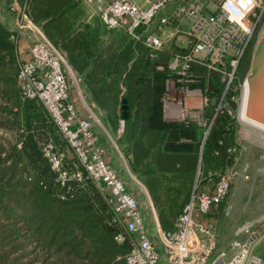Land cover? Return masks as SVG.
I'll list each match as a JSON object with an SVG mask.
<instances>
[{
    "label": "trees",
    "instance_id": "16d2710c",
    "mask_svg": "<svg viewBox=\"0 0 264 264\" xmlns=\"http://www.w3.org/2000/svg\"><path fill=\"white\" fill-rule=\"evenodd\" d=\"M17 1L64 51L111 128L118 127L116 107L124 99L126 116L118 140L130 170L146 186L161 228L172 229L195 176L204 182L209 171L215 177L230 165L233 116L214 110L222 88L216 72L193 66L211 100L204 109L211 122L202 138L190 118L163 115L165 79L174 76L168 55L150 51L121 30L123 34L104 39L88 23L73 28L68 10L75 0ZM12 33L0 22V125L11 128L15 136V141L3 139L0 148V262L126 264L129 244L115 241L120 226L94 182L83 170L79 178L71 176L79 167L73 155L63 153L54 168L43 154L47 140L60 145L64 139L35 99L19 95ZM245 63L244 57L243 68ZM198 167L205 170L199 174ZM60 169L69 176L60 179ZM225 197L217 204L221 217ZM11 250L17 252L9 258Z\"/></svg>",
    "mask_w": 264,
    "mask_h": 264
},
{
    "label": "built area",
    "instance_id": "2783aa9c",
    "mask_svg": "<svg viewBox=\"0 0 264 264\" xmlns=\"http://www.w3.org/2000/svg\"><path fill=\"white\" fill-rule=\"evenodd\" d=\"M80 1L87 7L88 15L97 17L105 28L121 30L150 51H167L163 49L165 32L181 34L180 48L167 51V66L174 76L165 79V85L173 89L166 97L176 98L186 117L196 118L202 125L208 123L209 128L211 120L202 117V106L207 104L208 96L202 87L192 85L197 80L193 66L202 67L216 72L222 84L214 110L223 109L238 117L242 78L238 79L236 69L251 44L264 0H251V3L248 0H144L146 5L137 0ZM166 5L168 12L160 15L156 24L152 23L153 30L150 27L153 15ZM11 31L15 44L21 36L28 42L27 57L21 58L15 48L19 95L35 99L44 108L79 166L71 176L79 178L83 170L109 205L120 226L115 241L129 244L124 255L126 264H206L216 241L215 220L210 210L225 197L236 175L247 177L244 170L231 165L215 177L209 172L204 182L195 176L172 229L161 228L146 196L143 201L151 212L154 231L151 232L140 211L141 200L104 160V149L97 144L79 78L73 74L64 51L43 34L40 24L32 20L24 7L16 13ZM83 107L88 112L84 113ZM51 146L47 140L44 154L51 166L58 168L63 152H51ZM58 176L64 179L69 175L60 169ZM249 234L232 247L231 254L224 257L226 260L222 255L217 259L225 264H261V259L250 253L257 239Z\"/></svg>",
    "mask_w": 264,
    "mask_h": 264
},
{
    "label": "rangeland",
    "instance_id": "374dc122",
    "mask_svg": "<svg viewBox=\"0 0 264 264\" xmlns=\"http://www.w3.org/2000/svg\"><path fill=\"white\" fill-rule=\"evenodd\" d=\"M5 2L4 7L9 8L10 5H7V0H1ZM17 1V0H16ZM72 4V7L68 10L69 18L71 20V25L73 28H79L81 23H88L90 26L96 28L99 30V35L101 38H109L110 36L115 35L117 32L123 34L118 29H107L105 28L102 23L99 21L97 17L89 16L87 7L80 1L75 0ZM18 2V1H17ZM146 5V4H144ZM22 7H24V10L26 11L25 4H21ZM169 10V5H166L163 9L157 10V12L153 15L152 21L150 24V27L153 28V24H156L158 22V18L160 15L167 13ZM29 14V13H28ZM31 17V15L29 14ZM32 18V17H31ZM33 20V18H32ZM34 21V20H33ZM264 21V7L261 10L260 13V19L258 24L255 27V30L253 32V37L251 44L249 48L245 51V53L242 55V57L239 59L236 73L238 76V79H241L244 72L247 69L249 58H250V52L252 43L254 41V38L257 34L258 29L261 27L262 23ZM39 23V22H37ZM153 23V24H152ZM40 28L43 32V34L50 39L45 31L43 30V27L40 22ZM154 30V28H153ZM165 41L163 43V49L164 50H176L180 48V38L177 37L176 34L169 35L168 31L164 33ZM167 51H162L164 54L168 55ZM245 57L246 63L245 68L242 67L243 58ZM169 60V57H168ZM67 61V59H66ZM68 63V61H67ZM69 64V63H68ZM72 72L76 77H78V84L82 92L83 100L84 102L91 108V122H92V128L96 132L97 136L99 137L100 133L105 134V144L107 149L109 150V154L112 156H117V151L120 152V154L125 158L126 161V155L123 152V144L121 141L118 140V136L121 132V125H122V118L118 119V127L117 128H111L109 126V129L105 126V124L108 122L105 119L104 110L97 106L89 97L86 87L84 83L82 82L81 74L75 71L71 65L69 64ZM197 67V66H196ZM13 68H16V58L14 59ZM198 76L196 83L194 87L200 86L198 83ZM201 87V86H200ZM173 89L169 87V85H165V91L162 95V102L163 104L167 105L166 109L163 108V115L166 119H179L182 116L183 112V106L182 104H178L175 100L169 99L166 97V95H171ZM75 96V95H73ZM211 100L208 99V102ZM92 103V104H91ZM121 104L120 101L119 104L116 107V111L120 113L121 110ZM206 105L202 106V117L206 116L204 115V109ZM183 116H186L183 112ZM1 119V117H0ZM191 119V118H190ZM192 122H194L199 128L201 129L202 138L206 135L208 131V123L205 125L199 124L196 120V118L191 119ZM207 121L209 119H206ZM105 123V124H104ZM207 130V131H206ZM206 131V132H205ZM8 138L11 141H15V136L13 134V131L9 127L1 126L0 125V148L5 144L3 142V139ZM104 139H102L103 141ZM52 146L50 148L51 152L56 151H62L66 155H72L70 148L65 142L60 143V145L56 143H51ZM230 153H231V161L230 165L226 166L229 167L231 165H234L236 169L238 170H244L243 172L247 174V177H242V175H236L231 182L230 188L227 192V195L224 199V214L223 218H220L219 224L216 225V241L214 248L207 260L206 264H225L224 262H220V259H217L221 255L223 256L222 259L224 260V257H227L231 254L232 247L245 235H248L250 232V236L253 237V239H257L256 243L251 248L250 253L253 254V250L257 246V250L260 253V255L263 257L261 264H264V133H262L257 128H254L253 126L243 123L238 117L234 115L233 122H232V139L230 143ZM18 145V143H17ZM43 154L45 151V143L42 146ZM45 155V154H44ZM46 156V155H45ZM48 158V157H47ZM49 160V159H48ZM50 161V160H49ZM51 162V161H50ZM112 163H116L115 161ZM129 167V165H128ZM56 168V167H54ZM210 168V167H207ZM130 169V168H129ZM211 169H217V168H211ZM209 169V170H211ZM205 169H202L198 167V172H203ZM197 172V173H198ZM212 172V171H209ZM133 174V183L135 184L136 191H139V187L144 189L146 186L144 185L141 177L132 171ZM135 175V177H134ZM121 179L125 181V176L120 175ZM127 187V185H125ZM128 188V187H127ZM129 189V188H128ZM147 190V189H146ZM147 192V199L150 200L152 211L156 215V210L154 207V203ZM140 211L143 217V220L146 221V223L149 225V230L151 232L153 231V225L151 223L150 219V209L147 207H144L141 205ZM257 217H260L257 219ZM257 219V220H256ZM158 220V218H157ZM252 223L251 225L247 226L245 228V231H242L240 227H238L243 221ZM159 223V222H158ZM218 223V222H217ZM160 225V224H159ZM248 233V234H247ZM256 250V251H257ZM159 253L161 252V249L158 248ZM17 251H9L8 257L12 258ZM226 260V259H225ZM0 264H2L0 262Z\"/></svg>",
    "mask_w": 264,
    "mask_h": 264
},
{
    "label": "water",
    "instance_id": "95a60500",
    "mask_svg": "<svg viewBox=\"0 0 264 264\" xmlns=\"http://www.w3.org/2000/svg\"><path fill=\"white\" fill-rule=\"evenodd\" d=\"M120 118L126 116V105L121 99ZM238 118L264 130V21L252 43L250 58L242 76V91Z\"/></svg>",
    "mask_w": 264,
    "mask_h": 264
},
{
    "label": "crops",
    "instance_id": "0c3cea01",
    "mask_svg": "<svg viewBox=\"0 0 264 264\" xmlns=\"http://www.w3.org/2000/svg\"><path fill=\"white\" fill-rule=\"evenodd\" d=\"M137 1L142 3V4H146V2L144 0H137ZM6 2H8L7 5L11 4L12 6H14V8H10L11 6H9V8H5L4 7V5H5L4 3L5 2L0 0V22L3 23L4 25H6L9 29H12V27H13V25L15 23L16 13L18 12V10L20 8H23V7L16 0H7ZM39 24H40V22H39ZM180 25L182 27L183 24H180ZM177 37H181V34H179V35L177 34ZM27 45H28V42L25 39V37L21 36V37H19L17 39V42H16L17 54L21 58L27 57V51H26L27 50ZM71 94H72V96L74 95L73 93H71ZM87 107L89 108V110L91 112V108L88 105H87ZM83 111H84V113L88 112V110L85 109L84 107H83ZM105 126L107 127V129H109V124L106 123ZM95 134H96V132H95ZM96 137H97V144L104 149L103 150V157H104V160L106 161V163L108 165H110L111 167H113L116 170V172L119 174V176L120 175L125 176V179H124L125 180L124 181L125 185H127V187L129 188L130 191L134 192L137 195L138 199L141 200L142 205L144 206L143 199L147 196V192H146L147 190H146L145 187H144V189L141 188V186L139 187V191L134 190L136 186L133 183V180H134L133 179V174H132V171L128 167L127 158H126V161H125V158H123V156L120 154V152L118 150H116L118 157L117 156L114 157V156L109 154V150L107 149L106 144H105L106 143L105 142V140H106L105 138L106 137H105L104 133H100L99 137L96 134ZM102 139H104V140L102 141ZM112 161L113 162L115 161L116 163H112ZM134 177H135V175H134ZM217 211H218L217 210V206L210 210V214L213 216V218H214V220L216 222V225L219 224V221H220V218H221V216L219 215V213ZM222 218H223V215H222ZM258 218H260V217H257V219ZM248 224L251 225L252 223L246 222L244 220L238 227H240V229L242 231H245V228L247 226H249ZM256 250H257V246L253 250V255L258 256L261 259V262H262V258L263 257L260 255L258 250L257 251Z\"/></svg>",
    "mask_w": 264,
    "mask_h": 264
},
{
    "label": "clouds",
    "instance_id": "9594fccd",
    "mask_svg": "<svg viewBox=\"0 0 264 264\" xmlns=\"http://www.w3.org/2000/svg\"><path fill=\"white\" fill-rule=\"evenodd\" d=\"M248 3H251V0H248Z\"/></svg>",
    "mask_w": 264,
    "mask_h": 264
},
{
    "label": "bare ground",
    "instance_id": "6f19581e",
    "mask_svg": "<svg viewBox=\"0 0 264 264\" xmlns=\"http://www.w3.org/2000/svg\"><path fill=\"white\" fill-rule=\"evenodd\" d=\"M264 131V130H263Z\"/></svg>",
    "mask_w": 264,
    "mask_h": 264
}]
</instances>
